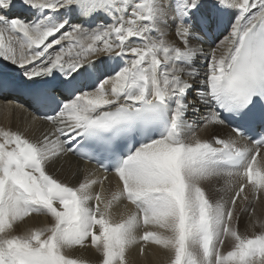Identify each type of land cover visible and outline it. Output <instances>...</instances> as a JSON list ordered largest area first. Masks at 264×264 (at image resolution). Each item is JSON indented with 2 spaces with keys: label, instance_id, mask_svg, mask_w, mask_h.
Here are the masks:
<instances>
[{
  "label": "snow or ice",
  "instance_id": "snow-or-ice-1",
  "mask_svg": "<svg viewBox=\"0 0 264 264\" xmlns=\"http://www.w3.org/2000/svg\"><path fill=\"white\" fill-rule=\"evenodd\" d=\"M9 89L51 109L54 127L34 140L0 128V264H88L67 254L86 246L129 264L137 245L167 264H264V231L239 230L264 194V0H0ZM189 111L233 136L200 138ZM68 154L96 160L117 190L93 193L108 176L72 187L50 175ZM221 180L213 200L203 185ZM120 200L135 210L114 222ZM33 214L51 222L14 234Z\"/></svg>",
  "mask_w": 264,
  "mask_h": 264
},
{
  "label": "bare ground",
  "instance_id": "bare-ground-1",
  "mask_svg": "<svg viewBox=\"0 0 264 264\" xmlns=\"http://www.w3.org/2000/svg\"><path fill=\"white\" fill-rule=\"evenodd\" d=\"M11 15H20L23 17L26 14L14 12ZM203 47L205 51H210V47L204 43ZM204 63V59L200 58L197 61L196 66L202 71ZM10 95L11 93L8 94V96ZM8 96H5L3 100H0V128H10L14 131H21L29 139L34 140L40 137L41 133L47 132L54 127L53 124L40 119L34 120V114L29 108L11 101ZM189 99H191V97ZM187 120L188 123L193 125L196 135L202 139L210 138V133L213 130L217 131L220 137L224 139L233 136L232 132L226 127V125L210 126L208 129L203 128L199 116L193 115L191 111L188 113ZM241 143L243 144L247 142L241 141ZM46 170L54 178L72 187L78 186V183L83 180L86 175L90 179H102L104 176H108V179L104 180L102 186H93V193L100 191L101 187H103V195L105 198H108L112 192L117 190L118 180L116 177L111 174L102 175L96 167L82 162L81 160L75 158L73 154L61 156L54 164L49 165ZM203 186L205 187L209 197L213 200L218 199L219 196L223 195L222 192L218 191V189L223 187L222 180L206 183ZM250 202L251 206L249 207L248 212L241 213L239 230L242 235H252L253 233L264 231V194L261 195V198L258 201L252 200L250 195ZM101 207H103V205H101ZM239 207L240 205L238 204V210ZM252 208L255 209L254 212H252ZM134 210L133 205L128 203L126 200H120L113 203L110 214L114 222H119L121 219L126 218V216ZM50 222V217L33 214L31 217L26 218L23 222H20L16 226L14 234H23L29 229L42 228L47 226ZM151 230L159 231V229L156 228H152ZM139 231L142 233L143 229ZM230 247L231 241L226 240L222 251L226 252L230 250ZM67 254L75 258L85 260L88 264H99V254L88 246L82 249L77 248L71 250ZM128 259L129 264H167L168 254L156 245H148L145 248L144 255L141 256L139 254V245H137L130 249Z\"/></svg>",
  "mask_w": 264,
  "mask_h": 264
}]
</instances>
